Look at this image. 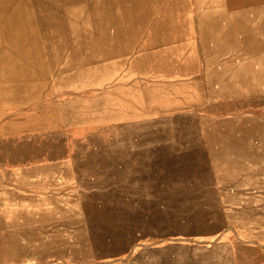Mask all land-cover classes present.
I'll return each instance as SVG.
<instances>
[{
    "label": "rangeland",
    "instance_id": "374dc122",
    "mask_svg": "<svg viewBox=\"0 0 264 264\" xmlns=\"http://www.w3.org/2000/svg\"><path fill=\"white\" fill-rule=\"evenodd\" d=\"M0 264H264V0H0Z\"/></svg>",
    "mask_w": 264,
    "mask_h": 264
},
{
    "label": "crops",
    "instance_id": "0c3cea01",
    "mask_svg": "<svg viewBox=\"0 0 264 264\" xmlns=\"http://www.w3.org/2000/svg\"><path fill=\"white\" fill-rule=\"evenodd\" d=\"M9 222L10 223L8 224V230L7 231L10 232L9 234H11V233L13 234L12 235L13 236L12 241L16 242L17 241V236H16L17 228L14 225L13 221L10 220ZM22 242H23V245L27 248V246H28L27 239L23 238ZM24 259H25L24 262H29V260H31V258H29V257H25Z\"/></svg>",
    "mask_w": 264,
    "mask_h": 264
},
{
    "label": "bare ground",
    "instance_id": "6f19581e",
    "mask_svg": "<svg viewBox=\"0 0 264 264\" xmlns=\"http://www.w3.org/2000/svg\"><path fill=\"white\" fill-rule=\"evenodd\" d=\"M170 1V0H169ZM166 2H168V1H166ZM174 5V4H173ZM172 9V8H171ZM170 10V9H169ZM173 12V11H172ZM97 19V18H96ZM112 26H114V25H112ZM114 28V27H113ZM128 28H130V27H128ZM110 29H112V28H110ZM127 29V28H126ZM149 29V28H148ZM148 31V30H147ZM129 32H130V30H129ZM148 34V33H147ZM146 44H147V42H146Z\"/></svg>",
    "mask_w": 264,
    "mask_h": 264
}]
</instances>
